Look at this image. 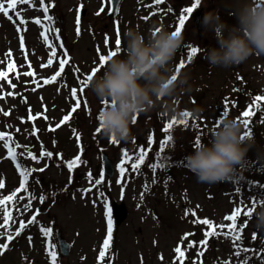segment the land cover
Instances as JSON below:
<instances>
[{"label": "rangeland", "instance_id": "obj_1", "mask_svg": "<svg viewBox=\"0 0 264 264\" xmlns=\"http://www.w3.org/2000/svg\"><path fill=\"white\" fill-rule=\"evenodd\" d=\"M194 2L164 0L162 5H156L154 0H121L116 15L111 16L109 0H44L43 6L39 0H31L28 4L17 3L15 9L9 10L11 19L0 13V71L7 74L6 78H0V132L6 134V139L10 137L9 147L16 153L14 163L0 141V179L4 181L0 199L16 192L11 202L0 206V225H4L0 227V244H8L0 255V264H51L49 245L55 246L57 264H179L174 251L178 245L185 253L184 264H241L245 260L248 264H264L262 253L249 248L254 245L251 240L257 233L260 239L256 244H264V233L255 228L252 215H244L262 200L240 195L246 207L243 216L235 218L233 230L232 221H226L225 217L232 213L240 198L236 190L223 187V182L198 183L186 167L169 173L163 166V157L170 160L181 156L185 149H194L187 144L191 135H201L207 142L209 130L224 111L242 124V132L252 130L260 142L264 141V99L255 100L257 96L264 97V56H252L227 69L211 67L203 58L202 49L218 46L213 33L202 24L204 14L216 11L226 24L234 25L232 13L238 0H200L191 14L185 13L183 9ZM0 3L7 6V0ZM43 7L49 8L47 15L51 20L44 19ZM78 14L80 35L76 33ZM197 14L198 30L194 24ZM181 15H187L188 19L181 31L184 43L173 63L177 69L179 62H184L180 73L190 75L193 91L181 93L177 106L183 111L202 108L203 118L194 121L189 117L187 125L174 124L165 133L163 126L172 118L157 111L139 114L137 123L131 125L130 138L111 143L102 132H96L97 116L104 105L92 93L88 82L81 93L84 85L80 81H86L93 67L99 69L97 76L102 75L105 66H100L99 55L115 50L117 28L122 41L118 56L123 58L126 27L138 26L147 37L156 26L174 31ZM36 19H40L39 25L34 22ZM106 38L111 46L104 43ZM190 47H196L198 52L189 61ZM53 50L56 55H52ZM50 57L52 64H48ZM61 60L68 61L64 72L55 81L45 83L60 70ZM28 72L33 75H26ZM72 88H76L77 97L72 96ZM77 100L80 107L69 121L56 128ZM243 111L253 114L244 117ZM245 119L249 121L247 126L243 123ZM50 126L55 130L49 131ZM73 129L80 137L79 143ZM167 135L175 137L177 144L171 145L169 141L161 152L159 142ZM141 148L150 155L133 171L131 164L138 162ZM41 151H51L53 156L40 157ZM29 152L37 159H31ZM124 152L132 160L126 161L121 176ZM102 154L112 161L111 177L103 173ZM77 155L81 157L80 163L69 172L66 162ZM17 164L21 169L18 170ZM152 164L157 165L155 170L148 166ZM25 168L32 171L25 189L17 192L20 170ZM101 176V183L96 185L95 180ZM261 180L264 182L262 177ZM113 202L122 203L127 211L119 224L114 219ZM3 208L11 214L6 225ZM37 213L36 221L29 224ZM109 216L111 246L105 257L100 258ZM203 219L209 220L210 225L199 223ZM20 222L26 227L17 236ZM45 227L52 229L47 237L41 231ZM57 231L70 244L67 256L60 253ZM205 232L213 234L206 237ZM186 233L190 235L182 240ZM237 234L239 240L235 239ZM9 235L13 237L11 241L7 239ZM204 240L206 245L201 244ZM189 242L193 243L192 248H188ZM245 248L249 251H243ZM237 251L239 256L235 255ZM200 252L203 255H198Z\"/></svg>", "mask_w": 264, "mask_h": 264}, {"label": "clouds", "instance_id": "obj_2", "mask_svg": "<svg viewBox=\"0 0 264 264\" xmlns=\"http://www.w3.org/2000/svg\"><path fill=\"white\" fill-rule=\"evenodd\" d=\"M232 15L236 20L234 25L226 24L216 11L203 16L205 30L213 33L218 45L202 49L203 58L211 67L227 69L252 56H264V0H238ZM123 42V58L111 57L102 75H94L88 81V87L104 105L97 120L105 138L126 142L134 118L152 111L177 120L203 118L202 108H193L185 116V111L177 106L181 93L193 91L190 75L177 72L173 63L184 43L182 33L175 34L161 25L146 37L138 26L126 27ZM208 135L207 142L199 140L184 159L185 167L198 183L214 185L231 179L243 169L251 145L242 138V124L227 111ZM251 215L255 228L264 232V203L257 204Z\"/></svg>", "mask_w": 264, "mask_h": 264}, {"label": "snow or ice", "instance_id": "obj_3", "mask_svg": "<svg viewBox=\"0 0 264 264\" xmlns=\"http://www.w3.org/2000/svg\"><path fill=\"white\" fill-rule=\"evenodd\" d=\"M17 3L28 4V3H31V0H7V6H5L4 3H0V13H3L6 17H8L9 19H11L12 17L9 16V10L15 9ZM39 3H40L41 6H43L44 0H39ZM154 3L156 5H162L164 3V0H154ZM199 4H200V0H195V2L192 3L190 7L184 8L183 11L185 13H187V14H191L194 11V9H196L198 7ZM48 11H49V8L48 7H43V12L45 13V15H44V19L45 20H51L52 19L51 16L47 15ZM77 11L79 13V9ZM103 11H104V9L101 8L100 9V12H103ZM100 12H98L97 15H99ZM17 15H19V13H17ZM145 18H147V17H145ZM187 19H188V16L187 15H181L179 17L178 26H176L175 27V30H174V33L175 34H180L181 33L182 29L185 26V22H186ZM21 22H24V21H21ZM34 22L36 24H38V25L41 23L40 19H36ZM76 24H77L76 33H77V35H80L81 29H80V16H79V14L77 15V18H76ZM40 35L43 36V37H45V41H47V37L45 36V33L44 32H41ZM21 41L23 42V37H21ZM104 43L110 45V42H109V40L107 38L105 39ZM121 45H122V41L119 38V30L117 28V38L115 40V50L109 51L106 55L105 54H100L99 55L98 62H99V64H100L101 67L105 66L106 65V62L111 57L116 56L119 53H121V50H122L121 49ZM97 51H101V50L98 49ZM197 52H198V49L196 47H190L189 48V51L187 53L188 60L190 61L192 59V57L197 54ZM7 55H10V53L7 54ZM52 55H56L55 50H53ZM64 55H67V53H64ZM67 63H68L67 60H61L60 61V65H59L60 70L55 73V75L52 77L51 81L45 80V83H50L52 81H55L57 77H60L61 76V73L64 72L65 65ZM48 64H52L51 57L48 60ZM11 67H12V65L9 64V68H11ZM184 67H185L184 62L183 61H180L179 62V66L177 68V72H180V70L183 69ZM77 71H79V70L77 69ZM98 71H99L98 68L93 67L91 69V74L86 77V81L83 80V79L80 81L81 84L84 85V87H82L80 89V92L81 93H83L85 91V89L87 87V82L89 80H91L92 77L94 75H96V73ZM6 75L7 74L5 72L0 71V78H6ZM26 75L31 76V75H33V73L28 72V73H26ZM71 94H72L73 97H77L78 93H77L76 88H72L71 89ZM262 99H264V97H260V96L255 97V100H257V101L262 100ZM104 103L106 105L107 102H104ZM80 105H81V102L79 100H77L76 101V105L74 107H72L71 112L68 113L67 115H65L63 117V119L60 121V123L56 125V128L60 127L61 124H64L67 121H69L72 113L76 112L77 108L80 107ZM4 114L5 115H8L7 112H5ZM250 114H253V113H250V111H243V113H242V115L244 117H249ZM184 115L185 116H188L189 115L188 111H185L184 112ZM30 118H31V116H30ZM135 123H137V118H134V124ZM177 123L182 124V125H187L188 121L187 120H177L175 117H173L172 120L169 123H167V124H165L163 126L164 132L167 133L168 130L171 129L174 124H177ZM243 123L245 124V126H247L248 123H249V121L247 119H245L243 121ZM54 130L55 129L52 128L51 126L49 127V131H54ZM33 131H35V129ZM96 132L97 133L101 132V128L100 127H97L96 128ZM73 134L76 136L77 143H79L80 137L77 134V132H76L75 129H73ZM245 135H250V133H246ZM242 138H245V136H243ZM171 139H172L171 136H167V138L165 140H162V141L159 142V144H160V151L161 152L164 151L165 144L168 141H170ZM9 140H10V137H7V139H6V134L3 133V132H0V141H3L4 142L3 146L5 148H7L8 157L11 158L13 160V162L15 163V161H16V153H15L14 148L9 147V144H8V141ZM199 140H201V137L200 136H197V138L195 140V143H197ZM110 142L111 143H118V141H116L114 138L112 140H110ZM152 142H153L152 141V137L149 136L148 137V143L151 144ZM39 155H40V157H52L53 156V153L51 151H47V152L46 151H41ZM123 155H124L125 159H122L121 160V165H120V175L121 176H123L124 173H125V167H124V165H125L126 161L127 160H132V157L129 156L128 152H124ZM149 155H150V152H147V151L144 150V148H141L140 151H139V155H138V162L131 164V170H133V171L138 170L140 168V165L145 163V157L146 156H149ZM28 156L31 157V159H33V160H36L37 159V157L34 156L31 152L28 153ZM80 159H81V157L79 155H77L75 158H73L71 160H68L66 162V166H67L69 172H72L73 169H75L76 167H78V165L80 163ZM16 166H17L18 170L21 169V166L19 164H17ZM148 166L152 167L154 170L157 167V165H155V164L148 165ZM43 170L44 169H39V171H43ZM31 171L32 170H29V169H26V168L20 170L21 180H20V186L16 190L17 192L25 189V186H26V183H27V180H28V177H29ZM88 179H89V181L92 180L91 173L88 174ZM102 179H103V176H101L100 179L95 180V184L96 185H99L101 183V180ZM3 187H4V181L2 179H0V188H3ZM85 191H91V189H86ZM15 195H16V192L12 193V195H10V196L3 197L2 199H0V206L5 205L6 202H11L13 200V197ZM141 197L143 198V194H141ZM40 199H41V201H43L44 198L43 197H40ZM258 203H264V200L258 201ZM253 209H254V207L253 208H249L246 212H244V215L245 216H250L251 213H252V211H253ZM241 211H242L241 208H235L232 211L231 215H228V216L225 217V220L226 221H232V224L230 225V227L233 230L236 227L235 218L241 213ZM3 213H4V224L6 225L8 223V221L11 219V214L8 212L7 208H3ZM37 215H38V213L36 215H33L31 217V219L28 221V223L29 224L34 223L36 221V219H37ZM185 215H188V213L185 212ZM193 215H195V213H193ZM199 223H201L202 225H210V221L207 220V219L200 220ZM3 226L4 225H0V227H3ZM25 227H26L25 223L24 222H20L19 229L16 231V235L19 236L20 235V232ZM41 231L44 234V236L47 237V236H49L51 234L52 229L45 227V228H42ZM212 234L213 233L205 232V236L206 237L207 236H210ZM189 235L190 234H187L186 233L185 236L182 237V240H186ZM240 238L241 237H240L239 234H237L236 237H235L236 240H239ZM7 239L9 241H11L13 239V237L11 235H9L7 237ZM29 239H31V238H29ZM111 241H112V225H111V218L109 216V223H108L107 235L104 238L103 244L101 246V250H100V253H99V257L100 258L105 257L107 250L111 246ZM201 244L202 245H206L207 244V240L201 241ZM187 246H188V248H192L193 247V243L192 242H189ZM7 247H8V244H0V255L3 254V251L6 250ZM174 251L177 254V260L179 261V264H184V261H183L182 258L185 256V253H184V251H182L181 247L178 245L174 249ZM243 251L246 252V251H249V249L245 248V249H243ZM48 254L50 256L51 264H57V254H56L55 246L54 245H49V252H48ZM198 255H203V252L198 253ZM235 255L236 256H239L240 255V252L237 251L235 253ZM241 264H248V262L245 260V261H242Z\"/></svg>", "mask_w": 264, "mask_h": 264}, {"label": "trees", "instance_id": "obj_4", "mask_svg": "<svg viewBox=\"0 0 264 264\" xmlns=\"http://www.w3.org/2000/svg\"><path fill=\"white\" fill-rule=\"evenodd\" d=\"M246 133H250V135H245ZM242 134L245 136V143L251 145L247 153L246 163L243 169L238 170L232 176L231 179L223 182L222 185L223 187L226 188L230 187L239 193L240 198L238 201H236L234 207L241 208L242 211L237 217L243 216V212L246 207L245 200L241 199L240 195L255 196L260 200H264V188L262 189V187H264L263 186L264 182L261 180V177L264 179V141L260 142L256 133H254L252 130L249 129H245L242 132ZM167 136L165 137V139L167 138ZM249 137H251V139H248ZM196 138L197 137H195V135H191V140L188 141L187 143L191 146V148H194ZM170 144L176 145L177 139L175 137H172V139L170 140ZM193 151L194 149L191 150L185 149L181 153V156H178L173 159L171 158L170 160H167L165 157H163L162 160H163V166L165 165L164 167L165 170L170 173L171 170L173 169L185 167L186 161L184 158L187 155L191 154ZM226 195L227 194H225V196ZM259 239L260 236L259 233H257L256 238H254V240H251V242H253L254 245L249 248L253 252L262 253L261 255H263L264 257V244L262 245L256 244V242L259 241Z\"/></svg>", "mask_w": 264, "mask_h": 264}, {"label": "water", "instance_id": "obj_5", "mask_svg": "<svg viewBox=\"0 0 264 264\" xmlns=\"http://www.w3.org/2000/svg\"><path fill=\"white\" fill-rule=\"evenodd\" d=\"M120 1L121 0H110V13L109 14L111 16L116 15ZM199 19H200V16L197 14L194 19V24L197 30L199 29ZM102 162H103L104 175H106L107 177H111V174L113 172L112 161L109 159L107 154H102ZM111 208L113 211L115 222L119 224L126 216V213H127L126 208L122 203L117 204L115 202L111 204ZM56 238H57V242H58L61 255L67 256L71 249L70 244L66 242V240L59 233V231L56 232Z\"/></svg>", "mask_w": 264, "mask_h": 264}]
</instances>
